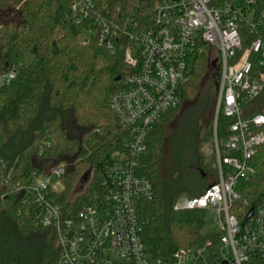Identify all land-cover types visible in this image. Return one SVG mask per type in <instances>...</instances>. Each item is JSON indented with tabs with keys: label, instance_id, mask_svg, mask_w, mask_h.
<instances>
[{
	"label": "trees",
	"instance_id": "16d2710c",
	"mask_svg": "<svg viewBox=\"0 0 264 264\" xmlns=\"http://www.w3.org/2000/svg\"><path fill=\"white\" fill-rule=\"evenodd\" d=\"M73 1L0 0V75L16 73L0 86V264H57L60 253L56 232L26 215V196L13 188L65 164L62 187L52 199L65 212H78L105 194L101 177L111 154L124 148L127 131L111 98L121 90L117 78L127 72V45L120 42L116 53L108 50L92 19L75 16ZM92 1L117 22L133 13L136 20L150 19L155 3ZM215 3L252 9L264 20V0ZM23 51L30 53V62H19ZM187 75L181 106L154 126L141 166V174L155 186L153 200L138 206L143 242L153 261L219 237L204 233L212 223L206 211L174 208L181 196L200 197L217 181L211 145L219 74L206 54H194ZM256 114L264 115V91L243 112ZM229 122L220 116V137ZM252 165L256 176L241 182L237 191L256 208L264 198V144ZM251 264H264V259L255 256Z\"/></svg>",
	"mask_w": 264,
	"mask_h": 264
},
{
	"label": "built area",
	"instance_id": "2783aa9c",
	"mask_svg": "<svg viewBox=\"0 0 264 264\" xmlns=\"http://www.w3.org/2000/svg\"><path fill=\"white\" fill-rule=\"evenodd\" d=\"M154 2L150 19L136 20L133 13L122 22L102 15L92 0L72 4L75 16L92 19L96 34L112 53L120 42L127 45V72L118 81L121 90L111 98L127 135L124 148L111 154L101 177L105 194L78 212H65L52 199L62 187L65 164L47 175L33 174L28 184L13 190L25 194L26 215L33 214L42 227L56 232L57 264H207L212 255L217 256L213 264L264 259V198L253 208L237 191L241 182L256 176L252 161L264 144V115H243L245 106L264 91V20L252 9L215 0ZM194 54H206L219 74L212 142L217 181L200 197L181 196L174 208L206 211L219 237L153 261L143 242L138 206L153 200L155 186L141 174V166L154 126L183 102ZM15 77V72L0 75V86ZM220 116L230 121L221 137ZM229 250L231 258L225 253Z\"/></svg>",
	"mask_w": 264,
	"mask_h": 264
},
{
	"label": "rangeland",
	"instance_id": "374dc122",
	"mask_svg": "<svg viewBox=\"0 0 264 264\" xmlns=\"http://www.w3.org/2000/svg\"><path fill=\"white\" fill-rule=\"evenodd\" d=\"M30 61H31V55H30V53H29L28 51H23V53H22L21 56H20L19 62H20V63H21V62L28 63V62H30ZM211 68H212V67H211ZM211 146H212V145H211ZM209 148H210L209 145H207V146H206V151H207V153H209ZM210 217L212 218V215H211ZM215 231H216V225H215L214 221L212 220L211 225H210L207 229H205L204 233H205V234H209V233H213V232H215ZM225 253H226V256H227L228 258H231V257L233 256L231 250H229L228 252H225ZM216 258H217V256H215V255L210 256V257L208 258V263H207V264H213V263L216 261Z\"/></svg>",
	"mask_w": 264,
	"mask_h": 264
},
{
	"label": "water",
	"instance_id": "95a60500",
	"mask_svg": "<svg viewBox=\"0 0 264 264\" xmlns=\"http://www.w3.org/2000/svg\"><path fill=\"white\" fill-rule=\"evenodd\" d=\"M119 80H120V77L117 78V81H119ZM89 177H90V174H87V175L85 176V178L83 179V183H86V182L88 181ZM252 214H253V210H251V212H250V214H249V217H250ZM226 263H227V262H225L224 264H226Z\"/></svg>",
	"mask_w": 264,
	"mask_h": 264
}]
</instances>
